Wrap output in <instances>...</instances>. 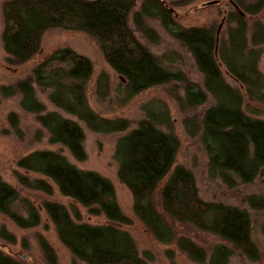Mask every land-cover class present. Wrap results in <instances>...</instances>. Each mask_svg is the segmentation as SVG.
I'll return each instance as SVG.
<instances>
[{
  "label": "trees",
  "instance_id": "trees-1",
  "mask_svg": "<svg viewBox=\"0 0 264 264\" xmlns=\"http://www.w3.org/2000/svg\"><path fill=\"white\" fill-rule=\"evenodd\" d=\"M220 2L218 0L217 3ZM165 3L145 0L137 11L136 0H7L2 4L3 47L7 54L26 62L41 51V38L47 30L79 31L98 45L105 61L120 78L119 84H125L131 96L169 82L183 83L182 95L176 97L180 108L200 106L206 103L208 95L211 96L213 103L204 107L198 118L192 116L183 122L190 126V129L184 127L185 133L199 137L209 176L218 177L229 186L249 184L257 177L264 179V118L254 117L261 110L251 105L255 101L264 107V72L258 67L264 50V22L252 20L264 12V0L257 3L230 0L234 10L227 14L229 21L236 22V28L228 26L226 39L232 42L233 37L239 35L233 41V48L246 49L253 61L251 68L257 75L256 80L239 75L234 65L227 61V55L222 52L225 39L219 43L218 33L211 28H184L172 22L170 17L174 10ZM145 5L147 8L150 5L157 7L158 12L153 17L160 16L162 26L187 49L202 74L203 88L162 63L161 56L152 54L137 39L129 26V17L136 19L138 15H146ZM52 62L64 64L54 67L51 75L57 81L64 78L69 99L67 105L61 106L53 101L50 93L49 100L54 106L82 121L93 132L101 123L111 125L117 131L128 127V120L103 117L89 106L86 90L92 76V64L87 56L71 47H63L54 50L44 64L50 66ZM224 74L232 79L234 85L225 80ZM32 81L42 87L51 84L40 81V77L30 76L13 87L23 92V99L29 98L34 105L32 110L39 113L42 105L36 99ZM108 90V78L105 73H100L95 81V93L102 98ZM46 115L56 116L51 132L64 133L58 143L66 146L74 159L82 161L85 158L82 127L75 120L54 112L41 118ZM172 119L167 111L166 118L158 122L167 121L170 125ZM152 120L153 116L146 112V117L118 138L114 151V158L119 161L117 178L130 193L135 218L152 234L167 235L168 241H174L191 257L190 248H197L201 254L205 249L193 242L190 236H184L182 230L194 231L192 235L195 237L199 231L213 236L217 244L212 253L217 264H228L234 253L249 260H254L251 257L255 255L258 258L248 211L239 206L202 199L193 173L177 162V133L172 128L159 129ZM31 157L43 164V167L32 169L50 179L60 194L73 204V216L60 204L48 201L42 204L46 210L43 213L55 228L59 240L70 250L72 264H151L150 256L139 253L134 238L125 228L133 220L119 208L115 201V187L109 178L77 168L53 151L29 153L19 163H26ZM173 165L172 172L167 175ZM23 167L27 168L26 165ZM15 176L17 182L26 184L24 177ZM161 181L162 188L159 195H155ZM17 199L16 186L9 183L0 185L1 213L14 218L10 208ZM75 204L86 209L87 216L102 214V222L81 220ZM248 204L264 213V195L248 196ZM27 206L32 221L25 226L32 227L40 221L42 211L32 201ZM18 224L24 227L21 221ZM112 233L115 234L114 240ZM43 249L51 252L47 257L54 258L49 245ZM262 260L264 264V256ZM0 264L22 263H16L0 252Z\"/></svg>",
  "mask_w": 264,
  "mask_h": 264
},
{
  "label": "rangeland",
  "instance_id": "rangeland-1",
  "mask_svg": "<svg viewBox=\"0 0 264 264\" xmlns=\"http://www.w3.org/2000/svg\"><path fill=\"white\" fill-rule=\"evenodd\" d=\"M4 1L7 0H0V185L9 183L13 186H19V188L18 199L10 208L13 211L14 218H10L0 211V246H6L10 252H19L27 256V259H24L26 264H72L70 250L59 240L55 228H53L49 218L45 216L46 214L43 213L45 208L42 206L44 201L57 203L62 205L69 215L73 216L71 200L61 195L50 179L32 169L43 167L41 162L35 160L36 158L33 160L32 157L27 158L26 163H19L21 158L29 153L53 151L60 153L69 164H73L82 170L97 172L112 181L115 187V201L122 213L133 220V223L125 228L128 234L134 238L139 253L150 256L152 259L151 264H217L216 257L212 253L217 241L207 233L199 231L200 233L195 237L192 235L194 231H191V233L186 230L181 231L184 236H190L193 242H197L205 249L201 254V251L197 248H190L191 257L185 251L179 249L174 241H168L167 235L160 233L161 235L157 236L145 230L146 228L133 214L130 193L117 178L119 161L114 158L117 140L125 132L134 128L140 119L146 117V112H150L153 116L152 122L156 126L158 125L159 129L172 128L177 133L179 139L177 162L193 173L199 196L206 201L223 202L245 208L248 211L251 219L252 239L258 247L259 257L256 258L255 255L251 257L254 260H249L239 253H234L230 256L228 264H262L264 256V213L261 210L249 207L248 196L264 195V179L257 177L249 184L229 186L218 177H210L206 168V156L199 144V137L197 135L189 136L184 130V127L190 129L188 123L183 124L184 120L192 116L198 118L204 107L213 103L212 97L208 95L206 103L200 106L186 105L180 108L176 97L182 95L184 88L182 82H169L152 86L131 96L125 84H119L120 78L107 64L98 45L88 35L79 31L63 30L61 28L47 30L41 38V51L30 60L20 62L15 57L7 54L3 47L1 32L3 29L2 4ZM144 1L136 0L135 9L137 11L140 10L139 6ZM164 1H166L165 4L168 7L170 6L174 10L170 17L172 22H176L184 28L203 27L213 29L218 33L219 43L222 39H225L222 52L227 55V61L234 65L238 74L244 78L258 79L257 75L253 74L254 71L251 68L253 61L251 56H248L246 49L235 50L233 48V41L239 35L234 36L232 42L228 38L226 39L228 26L236 28V22L229 21L227 18L228 12L234 10L230 0H221L220 3H217L218 0L216 3H208L213 0ZM241 1L245 3L258 2V0ZM157 12V7L150 5L147 8V5H145L146 15H138L136 19L132 16L129 17V26L133 33L152 54L161 56L162 63L175 68L185 78L196 82L203 88L202 74L197 70L191 55L162 26L160 16L158 18L153 17ZM253 19L264 22V12L259 13ZM63 47H71L87 56L91 61L92 76L86 90L89 106L103 117L128 120V127L125 130H113L111 125L101 123L96 132L90 131V128H87L82 121L50 102L49 94L51 93L53 101L60 103L61 106L69 103L64 78L61 77L57 81L55 76L51 75V70L54 67H61L64 64L60 62H52L50 66L44 64L45 59L54 50ZM258 67L264 72V50L260 55ZM100 73L106 74L109 84L108 93L102 98H99L95 93V81ZM224 75L225 80L230 85H234L232 79L227 74ZM30 76L35 79L40 77V81L51 83L49 87H42L37 82H31L36 99L42 105L39 113L32 110L34 105L31 100L27 97L23 99L24 93H21L20 90L18 92L13 87ZM239 90L242 91L241 88ZM146 105L148 107L145 111ZM251 105L261 110L260 113L256 112L254 117L264 118L263 105L255 101ZM167 111L169 117H173L170 125L167 121L158 122L166 118ZM49 112L57 113L67 119H73L82 127L84 132L82 146L85 152V158L82 161L74 159L66 146L58 143L57 140L59 137H64V133L51 132L50 127L53 126L56 116L46 115L41 118L42 115ZM24 165L27 168H24ZM174 166L167 175L172 172ZM17 174L25 178L26 184L17 182L15 176ZM162 183L161 181L157 186L155 195H159ZM29 201H32L34 206L42 211L39 214L41 216L40 221L32 227L25 226V224L32 221L30 210L27 211ZM2 206L4 207V204ZM75 208L81 220H86L89 223L102 222V214L87 216L86 209L76 204ZM20 221L22 225L24 223V227L18 224ZM156 227L161 228L162 226ZM176 231L178 233L179 230L176 229ZM111 238L112 240L115 239L114 233L111 234ZM45 245H49L53 250L51 256L54 255V259L47 260V256L51 252L48 253L43 249ZM17 258L21 259L20 257Z\"/></svg>",
  "mask_w": 264,
  "mask_h": 264
},
{
  "label": "flooded vegetation",
  "instance_id": "flooded-vegetation-1",
  "mask_svg": "<svg viewBox=\"0 0 264 264\" xmlns=\"http://www.w3.org/2000/svg\"><path fill=\"white\" fill-rule=\"evenodd\" d=\"M158 1H162L164 2V0H158ZM17 189L19 188V186H16ZM7 216V215H6ZM9 217V216H8ZM1 245V244H0ZM0 252L3 254V255H6V256H9L12 260H14L16 263H19L21 262L22 264L23 263H26L24 259H27L26 257L27 256H24L23 254L19 253V252H10L9 250H7L6 246H0ZM54 256V255H53ZM17 257H20L21 259L17 258ZM47 258V257H46ZM54 258H47V260H52ZM24 260V261H23ZM35 264V263H33Z\"/></svg>",
  "mask_w": 264,
  "mask_h": 264
},
{
  "label": "water",
  "instance_id": "water-1",
  "mask_svg": "<svg viewBox=\"0 0 264 264\" xmlns=\"http://www.w3.org/2000/svg\"><path fill=\"white\" fill-rule=\"evenodd\" d=\"M216 2H217V0H213V1H210L208 3H216ZM208 3H205V4H208Z\"/></svg>",
  "mask_w": 264,
  "mask_h": 264
}]
</instances>
